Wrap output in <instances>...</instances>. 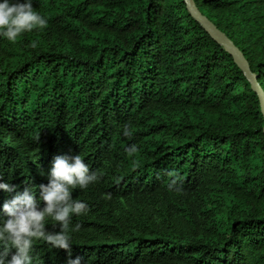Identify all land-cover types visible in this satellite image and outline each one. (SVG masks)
Returning a JSON list of instances; mask_svg holds the SVG:
<instances>
[{
    "label": "trees",
    "instance_id": "obj_1",
    "mask_svg": "<svg viewBox=\"0 0 264 264\" xmlns=\"http://www.w3.org/2000/svg\"><path fill=\"white\" fill-rule=\"evenodd\" d=\"M193 1L264 91V0ZM33 7L46 28L0 36V181L15 187L0 220L18 192L39 198L58 155L100 175L73 192L89 211L73 217L71 257L39 240L34 264H264L260 100L186 2Z\"/></svg>",
    "mask_w": 264,
    "mask_h": 264
},
{
    "label": "clouds",
    "instance_id": "obj_2",
    "mask_svg": "<svg viewBox=\"0 0 264 264\" xmlns=\"http://www.w3.org/2000/svg\"><path fill=\"white\" fill-rule=\"evenodd\" d=\"M48 21L33 7V0H0V36L10 42L34 30L47 27ZM127 128L124 135H129ZM100 180L80 154L58 155L52 161L48 183L36 190L26 188L3 204L5 220H0V264H34L36 241L46 242L52 249H63L71 257L72 234L80 225H72L74 216L87 215L89 207L73 198L76 190H86ZM0 190L13 192L15 187L0 181ZM107 198H110L108 194ZM43 204V206H41ZM51 222L59 231H47ZM15 254L8 259L10 250ZM68 264H82L80 257Z\"/></svg>",
    "mask_w": 264,
    "mask_h": 264
},
{
    "label": "water",
    "instance_id": "obj_3",
    "mask_svg": "<svg viewBox=\"0 0 264 264\" xmlns=\"http://www.w3.org/2000/svg\"><path fill=\"white\" fill-rule=\"evenodd\" d=\"M187 4V7L193 17H195L198 21L201 22L205 30L215 39L218 43L224 45L225 49L233 56L235 62L238 66L244 71L246 77L251 82L253 90L257 93L260 104H261V111L264 116V91L258 84L256 76L251 72L248 62L245 59L243 53L234 45V43L228 39V37L223 34L216 25L210 21L206 16H204L200 10L198 9L197 5L193 0H184ZM264 133V127H263Z\"/></svg>",
    "mask_w": 264,
    "mask_h": 264
}]
</instances>
